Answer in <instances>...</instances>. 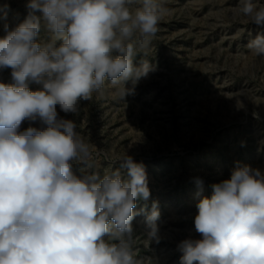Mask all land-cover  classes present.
<instances>
[{"label":"clouds","instance_id":"9594fccd","mask_svg":"<svg viewBox=\"0 0 264 264\" xmlns=\"http://www.w3.org/2000/svg\"><path fill=\"white\" fill-rule=\"evenodd\" d=\"M26 7L25 20L5 25L0 39V69L10 68L13 81L0 82V264H147L133 249L132 224L137 201L150 197L144 164L125 154L118 167L92 170V146L59 113H78L106 84L124 99L155 70L137 57L158 31L159 0ZM234 13L264 27V4L238 0ZM249 48L264 57V34ZM74 163L83 166L79 174ZM211 189L196 204L199 238L177 245L180 264H264V171L237 167ZM159 217L153 202L149 244L159 243Z\"/></svg>","mask_w":264,"mask_h":264},{"label":"rangeland","instance_id":"374dc122","mask_svg":"<svg viewBox=\"0 0 264 264\" xmlns=\"http://www.w3.org/2000/svg\"><path fill=\"white\" fill-rule=\"evenodd\" d=\"M28 2L0 0V39L5 25L11 30L25 20ZM159 3L158 31L137 57L155 70L124 99L106 84L103 95L81 102L78 113L59 115L74 120L92 146V170L118 167L125 154L144 164L150 197L134 209L133 249L147 264H180L177 245L199 238L196 204L211 195V185L244 165L264 171V57L249 48L264 27L234 13L238 0ZM0 82L13 83L10 68L0 69ZM28 126L25 121L21 129ZM81 167L74 163L73 171ZM153 202L159 243L149 244L146 216Z\"/></svg>","mask_w":264,"mask_h":264},{"label":"bare ground","instance_id":"6f19581e","mask_svg":"<svg viewBox=\"0 0 264 264\" xmlns=\"http://www.w3.org/2000/svg\"><path fill=\"white\" fill-rule=\"evenodd\" d=\"M263 162V161H262Z\"/></svg>","mask_w":264,"mask_h":264}]
</instances>
